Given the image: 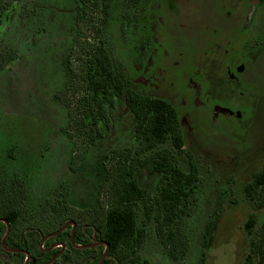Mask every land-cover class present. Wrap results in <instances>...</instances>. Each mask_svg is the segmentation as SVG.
Wrapping results in <instances>:
<instances>
[{
    "label": "flooded vegetation",
    "instance_id": "af4514ba",
    "mask_svg": "<svg viewBox=\"0 0 264 264\" xmlns=\"http://www.w3.org/2000/svg\"><path fill=\"white\" fill-rule=\"evenodd\" d=\"M185 1L65 0V11L57 13V17L47 16L49 20L44 18L36 25V30L47 31L43 37L49 44L54 42L53 47L65 45L61 79L58 84L47 88L46 97L50 100L48 107L62 114L61 127H58L62 135L66 130L76 129L85 137L86 149L83 147L74 151L70 160L74 167H70V173L74 172L79 162L85 163L86 154L98 150L94 168L99 178L98 182H94V193L89 196L92 197L102 187L99 194L105 195V201L69 202L71 189L62 181L53 201L46 203L53 209L67 211L65 215L61 214L64 217L59 221L54 214L38 219L34 239L25 228L18 235L12 233L11 223L0 210V228L4 225L0 234V264H14L15 259L19 264H43L47 261L51 264L64 255L67 258L63 261L66 262L106 264L111 256L97 223L103 222L102 211L118 204L109 190L112 176L125 175L126 182L127 179L129 182L132 180L142 190L131 206L136 211L137 223L138 214L142 215L141 225L138 223V226L143 227L144 233L146 226L154 223V211L161 208L162 188L167 182H173L172 178L189 177L192 172L195 174L194 188L188 201L189 208L195 207L198 202L196 189L202 181L195 147L208 143L219 146L221 138L215 131L219 124L230 119L237 120L240 116L237 110L220 103L225 102L222 94H240L244 90V86L240 85L242 74L255 73L252 78L256 75L264 77V57L258 54L259 49L252 55L248 54L264 45V0H224L223 6L211 15L213 20L208 21L218 22L221 27L227 26L230 31L215 34L212 38L206 36L210 35L207 33L209 29L205 31L207 23L201 25L200 20L194 26L189 25L186 18L190 13L184 9L187 5ZM191 14L192 17L197 15ZM82 24L87 26L82 27ZM198 26H201L200 30L195 28ZM83 28L91 33L82 31ZM57 30L65 31L64 41L59 42L56 38L54 31ZM107 33L111 34V43L107 41ZM205 38L211 39L205 41ZM202 41L210 42L209 47L202 50H214V46H221L218 56L221 54V59L226 61L222 75L228 85L234 83L233 87L229 85L234 94L228 88L221 90L222 94H216L209 86L214 73H207L202 64L195 62L198 57L195 50ZM73 50L76 51V58L80 59L77 61L81 63L79 72H74L70 65ZM95 53L100 59L98 62ZM256 63L257 70L250 68V64L256 66ZM105 66L112 73L113 81L107 76ZM95 68L101 74L97 76V81L95 76L91 77ZM66 95L70 96L69 99L64 98ZM129 97L131 102L140 97L169 105L174 114L172 135L175 134L178 139L168 137L160 140L153 138L151 132L149 138L139 134L138 122H135V114L127 101ZM12 158L9 156V159ZM262 168L249 172L251 178L243 186L245 196L256 208L257 201L250 198L244 188ZM144 170L155 177L152 190L139 180ZM107 171L112 173L109 180L105 179ZM146 210L151 211L150 220L144 216ZM48 217H53L52 223H56L45 230L44 222ZM4 220L9 224V233L2 243L6 231ZM61 233L63 235L59 236ZM154 233L157 237L155 225ZM70 245L85 251L79 254V260L71 255ZM48 253L49 257L44 259L43 255ZM115 264L118 262L115 261Z\"/></svg>",
    "mask_w": 264,
    "mask_h": 264
},
{
    "label": "rangeland",
    "instance_id": "374dc122",
    "mask_svg": "<svg viewBox=\"0 0 264 264\" xmlns=\"http://www.w3.org/2000/svg\"><path fill=\"white\" fill-rule=\"evenodd\" d=\"M186 3L184 9L190 13L186 18L189 25L194 26L200 20L201 25L207 23L205 31L209 29L207 33L210 35L206 36L212 38L215 34L230 31L227 26L221 27L218 22L208 21L213 20L211 15H215L223 6L224 0H186ZM16 7L23 8L20 11L22 17L20 15L21 20H18L15 15L17 25L11 27L7 16ZM65 9V0H0V210L18 209V223L25 229L48 214L64 213L48 207L46 203L53 201L62 181L71 189L69 202H96L97 194L92 197L89 194L94 193V182H98L99 178L94 168L98 150L86 154L85 163L79 162L74 172L70 173V167H74L70 163L74 151L83 147L86 149L85 137L76 129L66 130V136L62 135L58 129L62 114L48 107L50 100L46 97L47 88L61 79L65 45L53 47L54 42L49 44L43 37L47 31L36 30V25L44 18L49 20L47 16L57 17V13ZM191 12L197 15L192 17ZM203 15L205 18H202ZM85 26L82 24V27ZM52 28L56 29L54 26ZM195 28L200 30L201 26ZM203 30L204 27L201 35ZM82 31L91 33L86 28ZM54 33L59 42L65 40L64 30ZM110 35L107 33L108 43H111ZM203 41L195 50L198 56L195 62L202 64L207 73H214L209 86L216 94H222L221 90L231 89L234 83H229V87L222 75L226 61L221 59V54L218 56L221 46L204 51L201 48L209 47L210 42ZM6 45L8 49L17 50L11 62L7 59L9 50ZM257 49L258 54L264 57V45L248 54L252 55ZM72 52L71 68L79 72L81 63L77 61L80 59L76 58V51ZM55 53L58 57L54 56ZM244 54L247 55V51ZM255 65L250 64V68L257 70L258 64ZM254 74L240 76V85L244 86L240 94H222L225 102L220 103L237 110L240 116L237 120L230 119L219 124L215 131L221 138V144L215 146L208 143L195 147L202 181L196 189L198 202L191 215L184 220V229L188 232V248L184 258L172 261L164 254L154 233V223H150L146 226L142 246L136 252L149 259L151 264L242 263L249 243L245 222L249 216L254 217L252 236H255L264 220V208H256L243 190L245 182L251 178L249 172L264 167V77L256 75L252 78ZM230 91L234 94L233 89ZM69 97L66 95L64 98ZM9 156L13 158L9 159ZM154 179L145 170L139 175L140 182L149 190L153 189ZM99 196L100 201L104 202L105 195ZM52 220L53 217H48L44 228L53 225ZM141 221L142 215L139 213V226Z\"/></svg>",
    "mask_w": 264,
    "mask_h": 264
},
{
    "label": "trees",
    "instance_id": "16d2710c",
    "mask_svg": "<svg viewBox=\"0 0 264 264\" xmlns=\"http://www.w3.org/2000/svg\"><path fill=\"white\" fill-rule=\"evenodd\" d=\"M20 4L19 2L18 6H20ZM20 11H23V8L16 7L7 16L11 27H16L17 18L14 16L16 15L19 20L21 15ZM1 39L3 40V38ZM6 46L8 49V45ZM8 50L7 59L11 62L15 59L17 50L16 52L14 51L15 49ZM94 57L97 62L100 60L96 53ZM105 69L107 76H110V78L112 77L113 81L114 78L112 73L108 72L107 66H105ZM99 75L101 76L98 68L92 70L91 77L95 76L96 81ZM95 87L98 89L97 82H95ZM129 99H127V101H129L130 108H132V112L135 114L134 120L138 122V133L140 132L143 134L144 138H149V133L151 132L153 138L160 140L168 137H173L176 140L178 139L175 134L172 135L174 114L169 105L159 100H147L146 98L140 97L133 100V102H131L132 98L129 97ZM111 176L112 173L107 171L105 179L109 180ZM124 176L125 175L112 176L113 183L109 187V190L113 193L114 201H118V204L110 206L104 211L101 210L102 215L100 216H103L104 219L102 220L103 222L100 221L101 224L97 223L98 227L101 229L103 241L108 244V252L111 256V258L106 260V264H115V261H117L118 264H151L149 259L138 255L136 252V250L142 246L145 233L143 227L138 226L136 211L131 206V202L141 195L142 190L135 185L134 181L130 180L129 182L127 179L126 182ZM194 176L195 174L192 172L189 177L178 176L177 178H172L173 182H167L165 187L162 188L160 199L161 208L154 211L156 214L153 222L156 226L157 237L164 249V253L172 261L183 259L188 248V232L187 229H184V220H187L193 210L188 207V201H190L189 196L192 194L194 188ZM100 189H102V187ZM100 189H97L96 192V202L100 201ZM244 189L250 198H254L257 201V208L264 207V168L254 174L252 180L245 185ZM47 209L48 208H46L45 211H47ZM1 211L7 221L11 223L12 233L18 235L24 228V226L18 223L19 210L10 208ZM58 211L66 213L67 210L59 209ZM64 213L57 214L56 220H61L64 217H62L61 214L65 215ZM97 216L98 214H96V217ZM144 216L146 219L150 220L151 211L146 210ZM55 223L56 221H54L53 225L50 227H46L45 230L52 228ZM254 226L255 219L253 216H249L244 224V228L249 235L248 251L241 264H264V220L260 224L258 231L255 232V236H252V234H254ZM34 227H37L35 223L28 225L25 229L32 239H34ZM3 229L4 225L2 224L0 234L3 232ZM60 235H63V233L59 234V236ZM70 249L71 255L77 260L80 259L79 254L85 252L81 249H75L71 245ZM49 254L50 253L44 254L43 258L47 259ZM65 258H67L66 255H64V257L61 256L59 260L51 264H78L77 262L63 261ZM68 258L70 259V256ZM14 264H19L18 259H15Z\"/></svg>",
    "mask_w": 264,
    "mask_h": 264
},
{
    "label": "water",
    "instance_id": "95a60500",
    "mask_svg": "<svg viewBox=\"0 0 264 264\" xmlns=\"http://www.w3.org/2000/svg\"><path fill=\"white\" fill-rule=\"evenodd\" d=\"M5 221V223H6V231H5V234H4V236L2 237V239H1V241H2V243H3V241H4V239H5V236H7V234L9 233V224H8V222L6 221V220H4ZM64 226H62L60 229H62ZM48 236H50V235H48ZM28 256V255H27ZM50 263V261H47V262H45V263H43V264H49Z\"/></svg>",
    "mask_w": 264,
    "mask_h": 264
}]
</instances>
